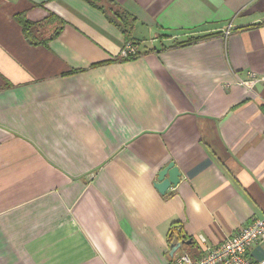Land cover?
I'll use <instances>...</instances> for the list:
<instances>
[{"label": "crops", "instance_id": "1", "mask_svg": "<svg viewBox=\"0 0 264 264\" xmlns=\"http://www.w3.org/2000/svg\"><path fill=\"white\" fill-rule=\"evenodd\" d=\"M96 5L0 0V264H174V224L196 260L264 217V0ZM21 13L54 39L30 44Z\"/></svg>", "mask_w": 264, "mask_h": 264}, {"label": "built area", "instance_id": "2", "mask_svg": "<svg viewBox=\"0 0 264 264\" xmlns=\"http://www.w3.org/2000/svg\"><path fill=\"white\" fill-rule=\"evenodd\" d=\"M228 34L227 31L225 35ZM135 54L132 43H126L120 51L122 58H129ZM249 77L252 82L258 81L254 74H249ZM259 81L264 87V79ZM199 240L205 250L198 259H192L188 253L182 252L174 255V264H264V261L254 259L251 253L255 246L264 248V217L252 219L234 235L225 238L216 246H207L203 237Z\"/></svg>", "mask_w": 264, "mask_h": 264}, {"label": "trees", "instance_id": "3", "mask_svg": "<svg viewBox=\"0 0 264 264\" xmlns=\"http://www.w3.org/2000/svg\"><path fill=\"white\" fill-rule=\"evenodd\" d=\"M90 5L93 7L99 8L103 11V7H99L96 5L98 0H86ZM111 2V1H110ZM109 11L111 12L109 19L112 21L120 30L121 32L130 40V33L133 23V17L120 9H113L110 8ZM15 20L20 25L22 32L26 38V40L32 44V45H47V43L54 39L56 36V33L52 36H49L48 38H42L41 34L43 31L51 24L52 22V16L47 17L45 20L41 22H31L29 21L24 14H17L15 15ZM186 42H181L176 44L178 45H184ZM154 52V49L148 50L144 53H136L135 56L131 58H127L124 61H130L134 60L142 55H145L147 53ZM186 236L184 235L182 231V225L181 224H174L171 230L169 231V251L172 247L176 246L181 241H185ZM172 262V260L170 261Z\"/></svg>", "mask_w": 264, "mask_h": 264}, {"label": "water", "instance_id": "4", "mask_svg": "<svg viewBox=\"0 0 264 264\" xmlns=\"http://www.w3.org/2000/svg\"><path fill=\"white\" fill-rule=\"evenodd\" d=\"M181 173L175 166L174 162H170L165 168H163L157 176V181L154 184V188L160 195L165 193L171 188L176 187L179 184ZM191 240L181 241L176 246L172 247L169 252V262L174 258L175 253L182 247L191 245Z\"/></svg>", "mask_w": 264, "mask_h": 264}, {"label": "rangeland", "instance_id": "5", "mask_svg": "<svg viewBox=\"0 0 264 264\" xmlns=\"http://www.w3.org/2000/svg\"><path fill=\"white\" fill-rule=\"evenodd\" d=\"M183 248H184V246H183Z\"/></svg>", "mask_w": 264, "mask_h": 264}]
</instances>
